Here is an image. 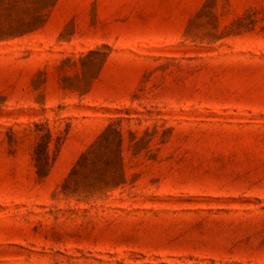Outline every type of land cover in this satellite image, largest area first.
Returning a JSON list of instances; mask_svg holds the SVG:
<instances>
[{
    "label": "rangeland",
    "instance_id": "obj_1",
    "mask_svg": "<svg viewBox=\"0 0 264 264\" xmlns=\"http://www.w3.org/2000/svg\"><path fill=\"white\" fill-rule=\"evenodd\" d=\"M0 264H264V0H0Z\"/></svg>",
    "mask_w": 264,
    "mask_h": 264
},
{
    "label": "trees",
    "instance_id": "obj_2",
    "mask_svg": "<svg viewBox=\"0 0 264 264\" xmlns=\"http://www.w3.org/2000/svg\"><path fill=\"white\" fill-rule=\"evenodd\" d=\"M115 137V138H117L118 136H119V133L118 132H116V131H113L112 133H111V137ZM43 158H42V155L41 154H39V162H42L43 160H42Z\"/></svg>",
    "mask_w": 264,
    "mask_h": 264
}]
</instances>
